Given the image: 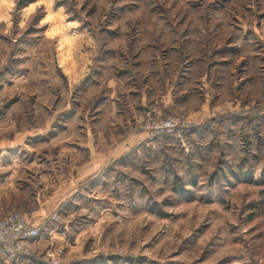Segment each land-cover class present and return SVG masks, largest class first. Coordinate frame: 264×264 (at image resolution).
Returning a JSON list of instances; mask_svg holds the SVG:
<instances>
[{
	"label": "rangeland",
	"instance_id": "obj_1",
	"mask_svg": "<svg viewBox=\"0 0 264 264\" xmlns=\"http://www.w3.org/2000/svg\"><path fill=\"white\" fill-rule=\"evenodd\" d=\"M19 1L25 5L17 8ZM154 58L185 60L165 74L174 84L184 67L202 61L209 68L196 67L192 82L197 88L206 68L203 92L224 107L167 112L166 81L159 71L148 74ZM111 65L132 70L138 89L155 87L151 114L137 116L134 127L171 116L199 126L85 180L61 210L55 204L76 186L67 171L84 151L69 141L63 147L56 134L40 144L33 139L21 151L33 164L16 177L29 188L13 211L28 210L35 220L58 214L39 240L55 231L61 264H264V0H0V139L11 125L13 134L46 125L74 135L86 112L100 128L117 121L107 106L102 113L99 99ZM116 136L109 132L110 140ZM37 153L45 159L40 167ZM55 165L56 176H41ZM181 187L187 197L176 192ZM36 200L46 202L43 211ZM57 245L46 244L43 257Z\"/></svg>",
	"mask_w": 264,
	"mask_h": 264
},
{
	"label": "crops",
	"instance_id": "obj_2",
	"mask_svg": "<svg viewBox=\"0 0 264 264\" xmlns=\"http://www.w3.org/2000/svg\"><path fill=\"white\" fill-rule=\"evenodd\" d=\"M235 50L238 51V54L233 55L232 57L238 60L243 50L241 48ZM184 62L185 60L178 62L170 58H168L167 60L154 58L152 60V66L149 64L150 71L148 74H152L153 76H155L154 74H157L159 71V76H163L164 79L162 80L166 81L163 87V92L165 93L161 97V99L163 100L162 105L164 106L165 110L170 114L176 112L193 115L197 110H202L205 108L208 109L209 107L212 110L213 108L216 109L217 106L219 107V109L224 107L221 104H225L226 102L221 103L220 99L215 100L217 96L209 98V94L207 95V93L203 92V86H206V82H208L209 79L207 80L202 77L208 76L209 72L206 68H209V66L203 65L202 61H194L189 63L186 67L187 69H185L184 67L183 71H181L178 75L179 80L177 83L174 84V82L167 81L168 77L166 78L165 74L167 76L168 68L173 66L174 64L175 66H180L181 64L184 65ZM219 64L223 66L229 65L227 62H220ZM198 66L202 67L203 69L204 67L206 68L203 72L200 71L202 72V74L199 77L196 76L201 79L198 83H196V86L198 87L195 88V82H192V76L195 73L194 69ZM115 69V66L112 65L107 67V70L111 72V76H107L106 80H104L102 85H100L99 99L101 100L100 102H102V106H100L102 113L105 114L104 107L107 106L106 108L108 109V111H110V114L112 116L120 117L117 121H112L111 117L109 116L111 120H107L106 126L100 128L98 127V125L102 124H100V122L96 124L98 119L93 120L92 118L95 117V115L86 112L85 117H83L84 120H81L82 124H78V128H75L77 133L73 135L70 132L67 136V132H64V128H59L56 130L54 129L55 127L46 128V125H41L40 127L38 126L35 129L19 130L13 134L11 132L12 125L9 126L10 128H8V130H10V135H4L0 139V219L4 217L6 213L13 211L14 206L16 207L17 202L20 201L19 195L24 193V188H26L27 190L29 188V185L27 183L22 184L24 182L18 180V178L16 177H18L19 169L26 168V166L33 164V159L32 161H29L30 157L22 154L21 152L26 149L25 147H27L29 142L33 141V139H35L36 143L40 144L45 140L44 137L46 135H50L49 137H47L49 139L50 137H54L56 134V138L54 140H60V143H63V147H65L66 142L69 141L67 142L68 145H70V148H72L75 152L77 151V148L78 150L84 151V153H76L77 156H75L74 160L71 161L70 166L72 168L71 170L67 171L69 172L67 178L70 177L74 179L76 186L69 192V195L67 196L69 198L68 201L60 199L59 202L55 204V208L60 210L66 206V204H64L65 202L72 203V197L81 194L80 192L83 189L82 183L85 180H88L92 176L102 177L103 175H106L121 161L127 159L130 153H138L140 149L148 147L152 145V143H154V141H147V136L145 133H134L132 130L136 124L135 119L137 116L144 118L147 114H151V111L153 110L151 107L153 106L152 104L154 101L152 100V98L153 96L155 97V87L148 86L144 90L138 89V87H136L132 82V78L134 76L132 70L115 71ZM139 69L141 68L139 67L138 70ZM218 74H221L220 69L218 70ZM142 77H145V80L148 76ZM122 82L125 84H123ZM191 82L194 84L191 88L184 87V84L189 86L192 84ZM220 82L221 79L219 75L218 83L215 82L214 85L212 84V86L215 87L216 90L220 89ZM121 88H123L124 93L121 92ZM124 89L127 91L125 92ZM177 91L179 92L178 95L175 94ZM127 95L129 96V101L130 99H136V102H132L133 107H136H134L135 110L131 109L132 106L127 100V97H125ZM122 97H125L123 98L124 100H122ZM114 104L117 105L118 109L115 110L113 109V107H111L110 109L108 108V106ZM9 111L11 110L5 109L4 112H2V114L6 116V119L10 115ZM101 111L98 112L100 113ZM219 113H221L220 110ZM71 114H76V112H71L70 115ZM101 122L103 123V121ZM94 129H96L97 132L94 131ZM110 131H117V136L113 140H110L109 138ZM59 132L61 133L58 135L57 133ZM70 139H73V141H70ZM37 157L39 158H36V167H40V165L45 164V159L41 158L43 156L37 153ZM57 167L58 166L55 165L47 171L42 170L41 176H45V172L51 173L52 176H56L54 174V172H56L54 168L57 169ZM41 176L40 178H42ZM34 203L36 204V208L38 211H43L44 207L46 206V202L44 204L36 200V202ZM27 212L28 210L25 211L26 215H28ZM28 216L34 224H39L40 222H42V220H44L43 218H41L40 220H35L34 217L36 216L32 214ZM54 232V230L50 232L51 236L48 238L49 240H45L46 242L38 239L32 243L27 244V248L30 251L29 256L20 255L9 260L0 259V264H45V257H43V247L46 244L47 247L50 245L58 244L57 247H60L64 250L63 246L60 245L59 241L56 240L57 235L52 236Z\"/></svg>",
	"mask_w": 264,
	"mask_h": 264
},
{
	"label": "built area",
	"instance_id": "obj_3",
	"mask_svg": "<svg viewBox=\"0 0 264 264\" xmlns=\"http://www.w3.org/2000/svg\"><path fill=\"white\" fill-rule=\"evenodd\" d=\"M199 126L197 122H188L183 116H171L160 121L150 120L133 128L134 133H145L147 141L160 138L174 137L180 139L186 132ZM58 214L53 213L49 218L34 224L30 219L18 212L10 211L0 219V259L9 260L23 255L29 256L27 244L38 240L51 223H57ZM63 249L54 247L47 253V264H61Z\"/></svg>",
	"mask_w": 264,
	"mask_h": 264
},
{
	"label": "trees",
	"instance_id": "obj_4",
	"mask_svg": "<svg viewBox=\"0 0 264 264\" xmlns=\"http://www.w3.org/2000/svg\"><path fill=\"white\" fill-rule=\"evenodd\" d=\"M27 2H30V0H27ZM23 5H25V4L23 2H21V1H19L18 2V5H17V8L22 7ZM176 192H178L182 197H187V194L189 193L187 190L183 189L182 187H181V189L179 191L176 190ZM112 260H113V258H109L108 261H112ZM96 262L91 261L90 263L83 262V263H77V264H96ZM103 264H106V263L103 262Z\"/></svg>",
	"mask_w": 264,
	"mask_h": 264
}]
</instances>
